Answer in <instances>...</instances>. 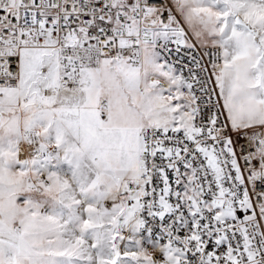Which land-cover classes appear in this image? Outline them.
<instances>
[{"label":"snow or ice","instance_id":"1","mask_svg":"<svg viewBox=\"0 0 264 264\" xmlns=\"http://www.w3.org/2000/svg\"><path fill=\"white\" fill-rule=\"evenodd\" d=\"M0 264H264V0H0Z\"/></svg>","mask_w":264,"mask_h":264}]
</instances>
